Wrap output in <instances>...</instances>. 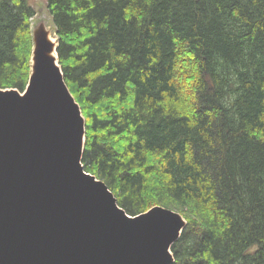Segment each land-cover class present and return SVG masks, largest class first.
Returning <instances> with one entry per match:
<instances>
[{"label":"trees","instance_id":"obj_1","mask_svg":"<svg viewBox=\"0 0 264 264\" xmlns=\"http://www.w3.org/2000/svg\"><path fill=\"white\" fill-rule=\"evenodd\" d=\"M46 1L85 171L184 217L174 264H264V0ZM34 14L0 0L1 89L27 86Z\"/></svg>","mask_w":264,"mask_h":264},{"label":"water","instance_id":"obj_2","mask_svg":"<svg viewBox=\"0 0 264 264\" xmlns=\"http://www.w3.org/2000/svg\"><path fill=\"white\" fill-rule=\"evenodd\" d=\"M33 36L26 88H0V264H174L186 220L162 206L130 216L85 171L87 121L58 42Z\"/></svg>","mask_w":264,"mask_h":264},{"label":"rangeland","instance_id":"obj_3","mask_svg":"<svg viewBox=\"0 0 264 264\" xmlns=\"http://www.w3.org/2000/svg\"><path fill=\"white\" fill-rule=\"evenodd\" d=\"M28 2L33 7V10L35 12L34 16L31 18V24H30V27L32 28V37L34 38V36H33L34 33L36 31H38L41 27H44L47 31H49L50 37H52L54 39V41L58 42L57 29H56L55 23L53 21V17L50 14V10L48 9L47 1L46 0H28ZM33 47H34V42H33ZM32 51H33V49H32ZM31 56H32V52L30 55V59H31ZM82 115H83V113H82ZM83 117H84V115H83ZM100 181H102V180H100Z\"/></svg>","mask_w":264,"mask_h":264},{"label":"bare ground","instance_id":"obj_4","mask_svg":"<svg viewBox=\"0 0 264 264\" xmlns=\"http://www.w3.org/2000/svg\"><path fill=\"white\" fill-rule=\"evenodd\" d=\"M51 38V40L54 42V39L52 38V37H50ZM185 229V228H184ZM173 246V245H172ZM171 249H172V247H171Z\"/></svg>","mask_w":264,"mask_h":264}]
</instances>
